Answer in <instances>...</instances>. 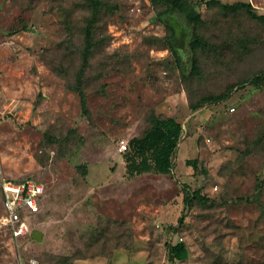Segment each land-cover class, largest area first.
<instances>
[{
    "label": "rangeland",
    "instance_id": "rangeland-1",
    "mask_svg": "<svg viewBox=\"0 0 264 264\" xmlns=\"http://www.w3.org/2000/svg\"><path fill=\"white\" fill-rule=\"evenodd\" d=\"M99 1L0 0V181L47 191L29 238L0 231V264H264V23L221 6L264 0H189L211 45L196 69L164 5ZM156 116L182 124L174 167L129 175L119 141Z\"/></svg>",
    "mask_w": 264,
    "mask_h": 264
},
{
    "label": "trees",
    "instance_id": "trees-1",
    "mask_svg": "<svg viewBox=\"0 0 264 264\" xmlns=\"http://www.w3.org/2000/svg\"><path fill=\"white\" fill-rule=\"evenodd\" d=\"M154 4L164 5L165 8L158 13V19L171 31L169 36V50L176 61L181 65L191 63L193 69L198 66L196 56L198 50H208L211 45L206 38L192 29L194 26L204 24L201 14L189 0H151ZM221 4L219 1H216ZM93 7L98 10L109 5L99 0H92ZM228 10L244 9L253 19L264 23V15L258 14L251 3L239 2L236 4H221ZM183 70V69H182ZM81 98L83 110L86 111L87 99L82 82H77L73 87ZM224 95L207 96L204 102L219 101ZM182 133V124L175 117H153L151 127L141 136L134 137L128 143L125 151L127 157V172L129 175L142 174L154 171L161 174H169L174 167V159L177 157V148ZM188 164L192 162L187 161ZM86 173V171H84ZM193 198L206 201L200 190L193 192ZM188 248L185 243L179 242L169 248V259L186 260Z\"/></svg>",
    "mask_w": 264,
    "mask_h": 264
},
{
    "label": "built area",
    "instance_id": "built-area-1",
    "mask_svg": "<svg viewBox=\"0 0 264 264\" xmlns=\"http://www.w3.org/2000/svg\"><path fill=\"white\" fill-rule=\"evenodd\" d=\"M231 110L234 111L235 108L232 107ZM127 149L128 141L121 139L119 150L125 152ZM46 198L45 185L38 179L3 177L0 181V231L14 241L29 238Z\"/></svg>",
    "mask_w": 264,
    "mask_h": 264
},
{
    "label": "water",
    "instance_id": "water-1",
    "mask_svg": "<svg viewBox=\"0 0 264 264\" xmlns=\"http://www.w3.org/2000/svg\"><path fill=\"white\" fill-rule=\"evenodd\" d=\"M33 236L37 240H42V233L41 232L35 231Z\"/></svg>",
    "mask_w": 264,
    "mask_h": 264
}]
</instances>
